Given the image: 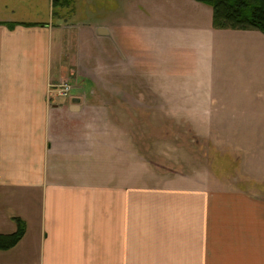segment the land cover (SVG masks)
Returning a JSON list of instances; mask_svg holds the SVG:
<instances>
[{
    "label": "crops",
    "instance_id": "obj_1",
    "mask_svg": "<svg viewBox=\"0 0 264 264\" xmlns=\"http://www.w3.org/2000/svg\"><path fill=\"white\" fill-rule=\"evenodd\" d=\"M140 1L180 38L198 78L164 87L121 40L112 53L101 24L89 33L101 59H76L80 84L59 96L67 30L52 23L51 0H0L1 24L38 25L0 26V219L12 233V219L26 226L0 264H264V180L206 187L205 174L183 167L185 153L173 156L171 132L157 136L151 122L212 115L217 99L235 113L264 110V35L215 30L211 9L194 0ZM98 76L116 91H94Z\"/></svg>",
    "mask_w": 264,
    "mask_h": 264
},
{
    "label": "rangeland",
    "instance_id": "obj_2",
    "mask_svg": "<svg viewBox=\"0 0 264 264\" xmlns=\"http://www.w3.org/2000/svg\"><path fill=\"white\" fill-rule=\"evenodd\" d=\"M148 6L147 1L140 0H75L72 12H65L66 16L69 15L68 21L58 22L53 18V24H59V27L67 30L62 37L65 49L62 60L66 64L69 80L59 86L56 91L58 95L63 92L64 86L71 90V86L76 88L80 84V81L76 82V59L79 61L83 56L89 57L88 60L101 59L103 46L101 43L91 42L89 34L101 24L112 30V36L104 40V43L110 44L112 53L120 54L118 44L121 40L124 52H129L131 57L139 55L140 62L142 65L145 63L150 76L163 80L164 87H181L182 81L198 78V67L196 63L188 64V52L179 43L180 38L165 29L162 22L155 21ZM144 73L145 67L142 66V76ZM226 74L227 72H223L220 75ZM212 75H215V68ZM97 78L94 91H116V85L112 83L114 80L108 83L105 78ZM158 86L157 82L142 85L144 90L150 87L154 91L160 90ZM228 86L218 83L216 93L222 92L227 98ZM218 95L223 96L220 93ZM221 100H214L212 108L216 112L212 115L204 108L195 110L201 115L160 114L151 117V122L157 125L156 135L171 132L173 156L179 154L180 150L185 153L188 163H183V167L190 173L198 170L205 174L202 181L206 187H261L256 185L264 180V110L261 102L235 113L233 109L230 110L229 99L224 100L223 107H218ZM141 114L140 118L145 123L148 113L142 111ZM231 125L238 129L232 131ZM9 225L0 219V234H11Z\"/></svg>",
    "mask_w": 264,
    "mask_h": 264
},
{
    "label": "trees",
    "instance_id": "obj_3",
    "mask_svg": "<svg viewBox=\"0 0 264 264\" xmlns=\"http://www.w3.org/2000/svg\"><path fill=\"white\" fill-rule=\"evenodd\" d=\"M75 0H51L52 19L68 21L66 11L72 12ZM211 9L212 27L215 30L257 31L264 35V0H194ZM9 30L16 26L34 27L37 24H1ZM15 231L0 234V252L15 248L24 237L26 226L19 219H12Z\"/></svg>",
    "mask_w": 264,
    "mask_h": 264
},
{
    "label": "built area",
    "instance_id": "obj_4",
    "mask_svg": "<svg viewBox=\"0 0 264 264\" xmlns=\"http://www.w3.org/2000/svg\"><path fill=\"white\" fill-rule=\"evenodd\" d=\"M68 91H69V88L67 86H64L63 92H59V96H65Z\"/></svg>",
    "mask_w": 264,
    "mask_h": 264
},
{
    "label": "water",
    "instance_id": "obj_5",
    "mask_svg": "<svg viewBox=\"0 0 264 264\" xmlns=\"http://www.w3.org/2000/svg\"><path fill=\"white\" fill-rule=\"evenodd\" d=\"M97 33H98L99 36H102V35L104 36L105 31H103V30H98ZM73 102H74V104H78V100H74Z\"/></svg>",
    "mask_w": 264,
    "mask_h": 264
}]
</instances>
